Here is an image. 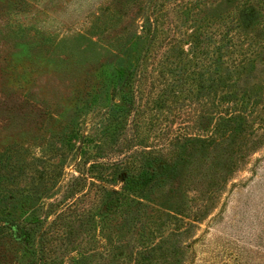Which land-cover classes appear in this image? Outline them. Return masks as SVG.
Returning <instances> with one entry per match:
<instances>
[{"label":"rangeland","instance_id":"1","mask_svg":"<svg viewBox=\"0 0 264 264\" xmlns=\"http://www.w3.org/2000/svg\"><path fill=\"white\" fill-rule=\"evenodd\" d=\"M151 2L0 0V210L34 228L68 215L51 264H111L112 245L134 241L123 207L114 209L103 186L121 180L134 132L120 111L106 115V71L136 31L141 39L130 54L144 53L141 124L155 150L168 147L172 128L209 115L215 101L232 111L229 122L208 124L215 136L227 133L224 150L189 153L176 187L171 178L150 189L147 202L158 211L152 228H167L172 250V206L197 209L202 186L206 214L191 215L194 227L173 237L186 264H264V0H157L168 12L149 46L141 13ZM69 203L84 212L70 216ZM41 263L32 244L9 229L0 234V264Z\"/></svg>","mask_w":264,"mask_h":264},{"label":"trees","instance_id":"2","mask_svg":"<svg viewBox=\"0 0 264 264\" xmlns=\"http://www.w3.org/2000/svg\"><path fill=\"white\" fill-rule=\"evenodd\" d=\"M156 4L157 0H152L149 6L143 4V11L141 13L145 16L146 20L144 25L147 27L149 37L151 38L148 42L149 46L152 42H155V39H160L159 37L163 31L161 29L160 16H162V12H168L167 10L164 11L165 8L162 10L157 9ZM209 15L206 12L205 18L211 19ZM197 34L194 33L192 35L193 38L201 41L202 38H198ZM213 34L215 33L213 32ZM140 39L141 35H138L136 31L135 33L133 32L127 45L121 48L123 52L115 55L114 60L109 65L104 82L112 99L111 103L105 107V110H107L106 115L111 112L120 111L123 116L128 117L130 121L134 122V132L128 136V141L125 143L126 148H128L124 152L125 156L123 157L125 159L123 162L126 170L124 171L123 169L120 172V176H118L121 178L120 181L119 179L109 180L111 182L109 187L103 186L104 193H107V197H109L114 209L117 210L118 207L120 209L123 207L124 227L134 235V241L130 244H125L123 246L124 248L122 247L124 243L121 241L118 244L114 243L112 245L114 257L111 260V264H186L184 258L185 249L173 237L177 233L181 235L187 232L189 228L194 227L193 221L204 217L206 214L205 208L208 207L207 201L205 200L204 202V198H206V193L208 192L201 190L203 189L202 186L196 189L197 194L199 192L197 200L201 201V204L197 205V209L194 206L188 208L189 205L180 208L172 206V250L171 245L165 243V240L169 236L167 234V228L162 226V224L156 225L155 228L151 226L157 218L155 212L158 211L147 202L148 194L151 193L150 189L152 187L158 184L160 185L171 178L172 186H174L173 183H178L183 169L189 164V153L193 152V155H195L199 151H205V157L211 151L224 150L225 146L223 143L227 144V133L218 130L217 132L220 134L215 136L208 124L213 119H222L225 123L229 122L232 119V111L221 106L219 104L220 102L215 101L213 103L214 108L210 114L208 113L209 115H205L201 121L194 118L192 124L186 129H182L181 127L180 129L172 128V138L170 139L168 147L155 150L156 145H153L148 139L145 122L141 124L142 118L145 116L143 75L141 73L144 53L139 54L135 60L131 58L132 56L130 54L131 50L139 46ZM177 39H179V36H176L172 32V44ZM207 40L210 43L214 42L212 36H208ZM93 42L95 45L98 43V41ZM194 47L196 46L194 45ZM150 49V47L147 48V50ZM213 55L211 57L214 61L216 58ZM177 57L182 58L183 56L178 55ZM175 63L173 60L172 72L177 67ZM201 94L200 89L197 97H201ZM172 95H175L173 90ZM131 116L133 118H130ZM137 162H139V169L141 168L138 172L135 170ZM92 183L100 186L94 181ZM119 185H122V190L116 189ZM212 188L213 185L209 187V191ZM97 190L99 191V188ZM201 196H204V198L201 199ZM71 205L69 203L67 206V209L73 207L70 210L72 213L70 216L75 217L76 214L78 216L84 212L83 207ZM1 211L3 212L4 210H0V234H3L5 229H9V232L15 238L32 244L35 253L43 261L41 264L55 262L53 260V254L56 251L54 241H56L57 236H64V231L61 227L68 215L63 216V214H58L47 226L41 225L39 226L40 228H34V226H27L26 223L16 221L14 216L9 212L1 213ZM191 215L194 219L192 222L187 220ZM37 231L40 233L38 239ZM166 234L167 236H165ZM154 235L160 236L161 240L164 238V241L160 244L151 242L150 239ZM37 245L39 248H37ZM117 251L120 254H116ZM170 251H172V258L169 257ZM124 253L125 256H122ZM84 256L80 255L75 260H83ZM260 259H262L261 255Z\"/></svg>","mask_w":264,"mask_h":264}]
</instances>
